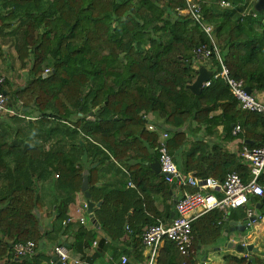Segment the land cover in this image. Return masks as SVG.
Here are the masks:
<instances>
[{
  "label": "trees",
  "instance_id": "obj_1",
  "mask_svg": "<svg viewBox=\"0 0 264 264\" xmlns=\"http://www.w3.org/2000/svg\"><path fill=\"white\" fill-rule=\"evenodd\" d=\"M216 1L204 0L201 6L222 63L251 93L264 94V22L250 15L241 18L240 11L250 0H227L233 7ZM184 5V0H0V88L16 112H0V264L48 261L50 257L42 253L12 256L11 248L27 240L38 245L51 234L55 222L62 237L67 232L73 235L68 247L80 254L79 264H97L108 251L115 261L122 253L129 254L111 249L95 228L68 221L69 205L76 194L82 195L84 174L92 201H100L95 205L99 228L112 241L126 233L132 240V258L142 262L145 246L139 229L131 231L129 225L124 229L128 207L111 204L118 191L96 192L95 185L103 165L120 172L124 167L136 182L137 189L131 192H145L149 179L138 169L157 158L158 132L147 129L149 118L169 133L168 152L185 175L223 179L220 172L215 174V167L204 166L208 158H215L216 146L208 153L205 145L200 148L202 139L214 134L218 125L235 137L232 124L240 122L247 145L264 142L263 117L240 109L222 79L211 78L198 93L186 87L196 77L192 49L210 45V40L188 14L177 11ZM44 63L50 66L46 74H42ZM210 68L219 70L214 59ZM23 74L28 78L15 84ZM191 135L200 138L193 140ZM226 170L249 179L246 165L238 160L230 159ZM148 173L156 175L151 169ZM121 182L119 191L125 189ZM258 183L264 188V171ZM153 184L164 196L169 217L174 208V203H167L169 183L163 177ZM185 190L195 189L182 186ZM82 199L86 200L83 195ZM259 200L249 197L253 210ZM45 203L51 209L49 230H43L39 218ZM212 211L208 233L214 238L220 235L224 219L246 218L245 212L238 215L234 209L227 217ZM259 211L264 217V204ZM155 222L143 220L145 225ZM193 225V233L202 234ZM61 236L58 242L63 241ZM191 261L196 263L165 239L155 264ZM222 264H264V256L226 254Z\"/></svg>",
  "mask_w": 264,
  "mask_h": 264
},
{
  "label": "built area",
  "instance_id": "obj_2",
  "mask_svg": "<svg viewBox=\"0 0 264 264\" xmlns=\"http://www.w3.org/2000/svg\"><path fill=\"white\" fill-rule=\"evenodd\" d=\"M203 0H184V7L177 8L179 13H186L191 20L196 23L199 28L208 36L210 45L202 44L195 46L192 49L191 62L193 67L197 68L199 64L206 65L209 69L212 60L217 62L219 70L213 73L209 80L203 82L202 87L210 84L211 78H220L227 85L231 95L237 101L240 109L253 112L261 115L264 119V98L256 94L248 92L241 79H235L229 75L228 69L222 63L219 56L217 46L213 37V29L206 22L202 12L201 2ZM258 0H250V5L240 11L241 18L250 15L251 17H261L264 22V4L260 9L255 8ZM222 7H233L227 0L216 1ZM184 61H188L185 59ZM48 69H44L42 74H46ZM3 77H0V84ZM0 112L4 114L16 113L10 106L7 105L5 93L0 88ZM148 130H157L158 138L156 140L157 160L160 165V171L164 172V179L171 183L174 177L179 176L177 184L181 186H192L194 191H182L180 197L175 200L173 208V216L168 223L157 221L147 224L141 232V243L147 248L146 259L142 264H155L158 250L163 241L166 239L172 242L179 253L186 257H193V231L192 223L199 217L212 210H218L223 213V216L231 209L238 207L245 208L247 226L252 222L260 219V215L254 221H249L248 218L254 215L253 208L248 206L249 197L257 196L264 197V188L258 183V177L264 171V142L257 146H249L242 143L239 156L246 163L249 173V179L244 181L239 172L231 170L226 172L222 180H215L211 177H199L193 175L182 176L178 167L174 163L171 154L167 149V139L169 133L163 129H158L154 124L146 125ZM242 126L240 122L232 124L231 134L237 136L241 133ZM129 186H133L128 182ZM83 210L86 215L87 203H82L80 210ZM79 210V209H78ZM85 215H80L78 220L80 223L85 222ZM69 221V219H68ZM65 224V221L61 222ZM221 220L218 221V224ZM128 228V225H125ZM242 245L249 243L240 242ZM35 243L32 240L25 242H17L12 245L11 255L17 257L33 256L35 253ZM240 255L249 256L247 250L239 252ZM56 259L53 260L52 257ZM52 257L49 258L46 264H66L70 260L69 249L61 243H56L52 247ZM71 264H79L81 259H71ZM119 264H129V258L126 255H121ZM137 264V263H134ZM191 264H199L191 261Z\"/></svg>",
  "mask_w": 264,
  "mask_h": 264
},
{
  "label": "crops",
  "instance_id": "obj_3",
  "mask_svg": "<svg viewBox=\"0 0 264 264\" xmlns=\"http://www.w3.org/2000/svg\"><path fill=\"white\" fill-rule=\"evenodd\" d=\"M205 67H207V66L205 65ZM197 68H198V66H197ZM257 96L264 98L263 93L258 94ZM150 119L151 118H149V121L147 122V124L156 125V123H154ZM156 127L158 129H161L157 125H156ZM189 138L194 140V138H200V136L199 135H191V136H189ZM243 139H244V128H243V126H242L241 133L239 135L233 137L230 134H227V131H225L222 124L218 125L216 127V131L214 134H208L202 139V142L200 145L201 150H203L202 146L205 145L206 146V152L208 153V151L210 150V148L213 145L216 146L215 147L216 154L214 156L215 158L214 159L208 158L205 161L204 166L207 168H209V166L215 167L216 168L215 174L217 175L220 172L221 175H223V177H224L226 174L225 172L227 171L226 167L229 165L230 159L235 161V162L238 160L240 163L242 162L243 164L246 165V163L239 156V150H240L242 143H246L243 141ZM197 155L198 154H196V156ZM155 160H157V158H154L153 161L150 162L149 164L147 162H144V166H140L138 169L139 175L142 176L144 174H147V176H145V177L147 179H149V180H145L144 185H146V190H145V192H143V194L138 192V194L134 195L133 192H131V190L137 189L136 188V182H135V180L131 179V172L124 167H121L122 172H120L115 167L108 166V168H107V166L103 165L101 171H99V173H98L99 179L95 185V187H96L95 191L96 192H98L99 190H101L103 192L118 191V193L116 194V197L114 199H112L111 204H112V202H114V203L118 204V207H120V208H123L125 206L128 207V210H127L126 215H125L124 229H126L125 225H129V228L131 229V231H132V229H139V231L141 233L143 227L145 226V224H143V220L146 219L147 217L149 219L153 218V219H155V221H160L162 223H168L170 221V218L172 217L171 214L173 212V208L169 212V217H166V210H165V206H164V202H163L164 196L162 195L161 192L156 191V188L154 187V184H153V183H158V182L162 181V178L164 177L163 175L160 174V172H156L152 168L151 164ZM246 167H247V165H246ZM149 169H151L154 173H156V175L154 176V175L149 174L148 173ZM181 174L184 177L187 175H192V174L185 175L183 173H181ZM135 176H137V175L134 173V177ZM209 177H211V176H209ZM118 180L119 181L122 180L121 183L125 186V189L123 188L121 191H119V186L117 185ZM128 182L132 183L133 186H129ZM181 191H182V186L180 184H177L176 186L171 188L170 183H169V198L167 200V203L170 204L172 199L176 198L177 196H180ZM81 194L83 195V193H81ZM121 194H123V195H121ZM82 195L76 194L75 201L69 205L68 218H69L70 223H76L77 221H79L78 217L80 215H85L86 217H85V222L83 223V225L87 229L95 228L98 236L101 238H105L108 241V243L111 245V249L115 248L118 251L125 250V252L129 253V254H125V253L121 254V255L124 254L129 258V264H134V263L142 264V262L145 261V256L147 254V248L146 247L143 248V246L141 248L142 249V256H143L142 262L138 263L137 260L135 261L132 258V252H133L132 240L126 235V233L123 232L124 234H122V236L118 240L112 241L104 233V231L99 228V223H98L97 217L95 215V212L97 211V209H95L96 207H94V209H93V216L96 220L97 227L90 221L88 215H86V213H84V211L82 209L80 210V207H81L83 201L84 202L86 201V200L82 199ZM121 196L125 197L124 202L121 201L122 200ZM90 200H93V199L90 197ZM97 203L99 204L100 201ZM173 203L174 202H172L171 204H173ZM248 206L251 207V204L249 203ZM243 209L245 211V208H243ZM213 212L214 211H210L208 213H205L204 215H202L201 217H199L197 220H195L193 222L194 229L196 227H200L202 229V234H199L197 231H195L193 233L194 234V239H193L194 251H195L194 244L196 242V238L200 237V235L203 237V236H206L208 234V223H211V221H212ZM229 213H231L230 210L227 212L226 217ZM39 218H40L43 230H49L52 227L51 226V224H52L51 209H50L48 204L45 203V207L43 208V211H41ZM227 220L233 221L234 225L247 224V220L245 218L237 220V221H235L234 218H229ZM224 222H225V219H224L223 223ZM53 224H54V222H53ZM249 227H252V230L248 231L247 233H244L240 242H245V243L251 244L252 247H254V249H255L253 251L254 253L259 254L261 256H264L262 253V251L264 249V217H261L260 219H257L256 221L252 222L245 229H247ZM60 229L61 228L58 225V223L55 222L54 228H53V231L51 232V234H49L44 240H42L38 245H36L34 255H37V253H42L44 255H48L49 257H52V247L56 243H62L64 246H66L69 249V254H70V260L66 264H71V262H72L71 259H73V258H79L80 254L73 252L68 247L70 245V243H72L74 240L73 235L71 233L67 232L65 234V236L62 237L61 234H59ZM240 231H242V230H240ZM222 233H223V229H221L220 235L218 237H216L215 240L216 239L218 240V238L220 239V238L224 237ZM229 233H231V232H229ZM59 236L62 237L63 241L58 242V240H60ZM140 237H141V234H140ZM224 240H225L224 244H225V246H227L226 242L231 241V237L227 236V237H225ZM93 245H95V244H93ZM197 248L200 249V247H197ZM92 249L93 248L86 249V253L90 254L92 252ZM195 254H196V252H194V255H193L194 260H195ZM229 254L240 255L239 251H238V253L229 252ZM204 258H205V256L203 257V259ZM119 259H120V257H119ZM117 262L119 264L118 256L116 257V261H115L110 256L109 251L105 253V257L103 258V260L97 259V264H116ZM46 263H47V261L44 260V261H42L41 264H46ZM219 264H222V262H220Z\"/></svg>",
  "mask_w": 264,
  "mask_h": 264
},
{
  "label": "water",
  "instance_id": "obj_4",
  "mask_svg": "<svg viewBox=\"0 0 264 264\" xmlns=\"http://www.w3.org/2000/svg\"><path fill=\"white\" fill-rule=\"evenodd\" d=\"M263 4H264V0H258L257 3L255 4V8L260 9L263 6ZM212 73H213L212 69H208L207 67H205L204 64H199L198 68L196 69V77H195L194 81L192 83L186 85V87L189 88L192 92L198 93L200 91V89L202 88L203 82L209 80ZM246 90L248 92H251L249 87H246ZM91 114H92V112H89V115H91ZM151 166L156 172H160V174L163 176L166 175L164 172L160 171V165H159L158 160H155L151 164ZM178 180H179V176L174 177L173 181L170 183V187L173 188L174 186H176L178 183ZM80 190L83 193L84 197L86 198L88 217H89L90 221L97 227L96 220L93 216V209H94L95 205H98V203L95 204L92 200H90V194L88 192V182H87V175L86 174L83 175V179H82V182L80 185ZM179 197L180 196H177L176 198L172 199L171 203L175 202V200L178 199ZM262 204H264V197H262L257 203H255V207L253 210L254 215L251 216L250 218H248L249 221H254L256 219V217L260 215L259 208ZM171 216H173V212H172ZM246 227H247V224L234 225L233 221H229V220L225 219V222L222 224V229H223L222 234L224 237H227L229 232H232L233 230H244ZM226 245L228 247L236 248V250L239 252L247 250L249 253H251L255 250L251 244H247L244 246L240 242L235 243L233 241H227ZM52 259L55 260L56 257L53 256ZM57 263L60 264V262H57Z\"/></svg>",
  "mask_w": 264,
  "mask_h": 264
},
{
  "label": "rangeland",
  "instance_id": "obj_5",
  "mask_svg": "<svg viewBox=\"0 0 264 264\" xmlns=\"http://www.w3.org/2000/svg\"><path fill=\"white\" fill-rule=\"evenodd\" d=\"M45 64V63H44ZM48 69V72L50 70V66L49 65H43L42 69ZM24 73V71H23ZM13 75V72H12ZM9 74V76H12ZM28 78V76L26 74L21 75V77L19 79H15V84L21 82L20 79L26 80ZM238 215H243V213L245 212L244 209L242 207H238L234 209ZM252 227H249L245 230H233L231 233H229L228 237H231V241L235 242V243H239L240 240L242 239V236L244 235V233H247L248 231H251ZM214 237L211 236L210 233H208L206 236L203 237H197L196 238V242L194 244V248H195V261L199 264H219L220 262L223 261V257L226 254H229V252L232 253H238V251L236 250V248L234 247H227L225 246V237L222 238H218V240ZM197 247H200L197 248ZM205 256V258L203 259V257Z\"/></svg>",
  "mask_w": 264,
  "mask_h": 264
}]
</instances>
